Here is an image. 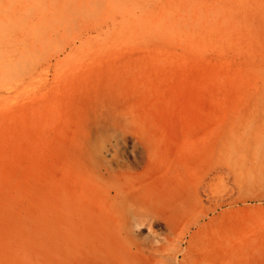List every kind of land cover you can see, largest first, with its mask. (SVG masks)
I'll use <instances>...</instances> for the list:
<instances>
[{
	"label": "rangeland",
	"instance_id": "374dc122",
	"mask_svg": "<svg viewBox=\"0 0 264 264\" xmlns=\"http://www.w3.org/2000/svg\"><path fill=\"white\" fill-rule=\"evenodd\" d=\"M48 6L0 39V196L31 176L83 207L82 167L61 264H264V0Z\"/></svg>",
	"mask_w": 264,
	"mask_h": 264
},
{
	"label": "bare ground",
	"instance_id": "6f19581e",
	"mask_svg": "<svg viewBox=\"0 0 264 264\" xmlns=\"http://www.w3.org/2000/svg\"><path fill=\"white\" fill-rule=\"evenodd\" d=\"M34 4L35 0H0V39L11 41L8 37L13 34L17 38L12 39L15 43L18 38H26L35 16L42 36L47 35L48 0H41L38 12H33ZM79 168L76 174L78 185H73L72 191L82 203H86L83 207L76 208L74 199H66L61 189L54 190L45 180L31 176L23 178L24 174L19 187L17 184V188L7 191L6 197L0 196V264H61L66 259L68 247L73 241L70 239L72 225L68 216L75 215L79 210L86 215L96 211L93 206L91 209V203L96 201L97 194L82 167ZM66 196L69 197V194ZM97 212L109 211L98 209ZM165 220L167 227L174 230L176 215L171 214ZM93 221H90L91 225ZM72 262L71 258L68 264Z\"/></svg>",
	"mask_w": 264,
	"mask_h": 264
}]
</instances>
